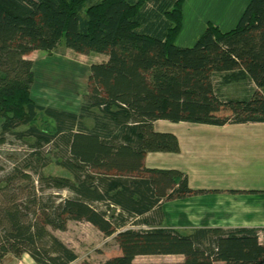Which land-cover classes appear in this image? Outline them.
<instances>
[{"label": "trees", "instance_id": "1", "mask_svg": "<svg viewBox=\"0 0 264 264\" xmlns=\"http://www.w3.org/2000/svg\"><path fill=\"white\" fill-rule=\"evenodd\" d=\"M182 2L0 0L1 131L23 125L27 130L16 134L33 135L35 145L54 142L61 151L58 163L73 175L46 178L69 195L43 204L38 220L24 222L15 209L7 214L10 228L3 241H11L15 252L36 264H69L76 253L47 226L64 231L74 220L113 235L120 251L81 264H264V228L196 227L182 234L151 224L126 227L134 214L204 191L191 189L178 170L143 165L148 151H178L176 136L154 130V121L264 122V0H249L228 31L209 22L190 47L174 43ZM59 44L107 56L89 65L78 112L43 106L31 95L33 61L23 56ZM227 72L258 89L247 99L223 98L215 78ZM224 109L234 113L221 115ZM139 255H182L183 260L134 262Z\"/></svg>", "mask_w": 264, "mask_h": 264}, {"label": "crops", "instance_id": "2", "mask_svg": "<svg viewBox=\"0 0 264 264\" xmlns=\"http://www.w3.org/2000/svg\"><path fill=\"white\" fill-rule=\"evenodd\" d=\"M248 1L183 0L181 28L174 43L179 47L192 46L209 22L221 31L234 28ZM106 60L107 56L101 62ZM235 76L227 72L215 78V87L223 98L247 99L258 89L252 81ZM233 113L229 109L220 112L224 116ZM153 128L174 134L178 151H148L143 165L178 170L186 176L191 189L204 191L165 200L151 211L130 218L148 220L149 223H142L146 228L151 224L184 234L196 227L264 228L263 121L213 125L158 119ZM260 240L264 242V231L260 232ZM163 256L178 259L173 262L183 260L182 255ZM18 261L27 264L23 258L6 259L8 264Z\"/></svg>", "mask_w": 264, "mask_h": 264}, {"label": "rangeland", "instance_id": "3", "mask_svg": "<svg viewBox=\"0 0 264 264\" xmlns=\"http://www.w3.org/2000/svg\"><path fill=\"white\" fill-rule=\"evenodd\" d=\"M23 58L33 61L34 82L31 95L37 103L78 112L87 92L89 65L101 62L106 55L94 52L77 53L59 44L50 52L33 50ZM225 92L229 93L230 90ZM42 123L38 114L37 125ZM27 128L21 125L10 132L2 133L0 127V264H8L6 259L9 258H23L27 264H36L26 253L11 249L15 247L11 241H3L10 228L7 214L15 209L24 222L32 223L38 220L43 204L48 200L58 202L69 195L65 189L53 187L46 178H73L72 172L58 163L61 151L54 142L35 145L36 138L33 135L16 134L25 132ZM126 227L146 228L138 219H130ZM47 228L52 234L62 238L61 240L76 253L77 258L69 264H81L84 261L99 263L119 251L113 235L105 236L86 221L69 220L64 231L49 226ZM173 258L163 255H139L134 258V262L178 260ZM16 264L25 262L18 261Z\"/></svg>", "mask_w": 264, "mask_h": 264}]
</instances>
